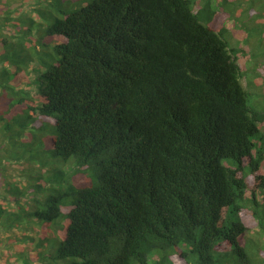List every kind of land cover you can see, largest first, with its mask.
<instances>
[{
  "label": "trees",
  "instance_id": "obj_1",
  "mask_svg": "<svg viewBox=\"0 0 264 264\" xmlns=\"http://www.w3.org/2000/svg\"><path fill=\"white\" fill-rule=\"evenodd\" d=\"M233 3L0 0V163L29 200L0 206V232L42 225L31 262L264 264V108L246 93L264 84L241 82Z\"/></svg>",
  "mask_w": 264,
  "mask_h": 264
},
{
  "label": "rangeland",
  "instance_id": "obj_2",
  "mask_svg": "<svg viewBox=\"0 0 264 264\" xmlns=\"http://www.w3.org/2000/svg\"><path fill=\"white\" fill-rule=\"evenodd\" d=\"M215 8L219 9L221 5V0H210ZM230 3H233L232 8H224L226 13L234 12L235 15L242 13L246 10L247 13H244L242 19L237 22L245 23V28H240L239 23L229 22L227 27L229 29V34H227V39L229 38L230 45L232 48L242 50L243 53L238 56V64L243 70V78L241 80L243 86L245 87L248 83H255L257 79H254L256 75L259 78V83L264 84V33H259V27H264L262 24L264 22V17L258 18V14L264 11V0H228ZM254 1V4L251 2ZM262 6H260V2ZM242 2V6L238 4ZM244 6V9H243ZM261 20V21H260ZM236 21V20H235ZM247 101L250 105L257 107L258 109L264 108V86L256 85L255 89L247 87ZM264 126V125H263ZM264 131V128H263ZM10 151L11 157L16 159L21 150L18 146L15 148L12 147ZM16 149V150H15ZM18 149V150H17ZM4 153L3 158L0 163V176L2 175L3 181L1 184H6L8 187L3 189V186L0 185V206H3L7 212L11 213H22L29 210V200L22 198L21 194H18L14 187H18L19 190L26 192V184L16 177V173L6 172L9 165L5 163L8 161L7 152ZM8 154V153H7ZM25 162V160L23 159ZM36 162V161H35ZM34 166L31 163L29 165V170L37 169L36 164ZM6 172V173H4ZM4 173V174H3ZM28 173V172H26ZM33 172H31L32 176ZM19 175H22L19 173ZM27 177H29L27 175ZM26 178V177H25ZM32 181V180H31ZM33 182V181H32ZM31 184H29L30 186ZM9 189L11 193H7L6 190ZM5 190V191H4ZM5 198V200H4ZM4 200V201H3ZM17 230H9L10 232L7 237H16L17 240H14L10 243L9 240H6L5 232H0V264H47V260L43 262L39 261L37 263L31 262L30 254L36 253L37 258L43 256L48 252V245L45 243L42 236H46V233L42 231V225L34 224V222H27L26 219L20 218L15 222ZM5 228L6 226H0V229ZM29 237L28 239L22 238L18 240V237ZM14 258V259H13ZM50 264H58L56 261L51 260Z\"/></svg>",
  "mask_w": 264,
  "mask_h": 264
}]
</instances>
